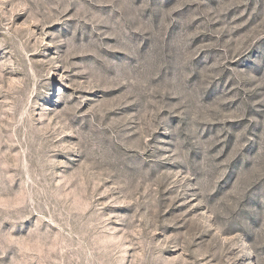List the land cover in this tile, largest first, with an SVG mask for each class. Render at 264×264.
Here are the masks:
<instances>
[{"label": "rangeland", "instance_id": "374dc122", "mask_svg": "<svg viewBox=\"0 0 264 264\" xmlns=\"http://www.w3.org/2000/svg\"><path fill=\"white\" fill-rule=\"evenodd\" d=\"M0 264H264V0H0Z\"/></svg>", "mask_w": 264, "mask_h": 264}]
</instances>
